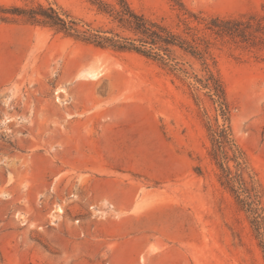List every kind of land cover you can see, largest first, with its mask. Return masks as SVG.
Returning <instances> with one entry per match:
<instances>
[{
	"label": "rangeland",
	"instance_id": "374dc122",
	"mask_svg": "<svg viewBox=\"0 0 264 264\" xmlns=\"http://www.w3.org/2000/svg\"><path fill=\"white\" fill-rule=\"evenodd\" d=\"M126 1L183 27L176 0ZM179 1L206 19L264 15V0ZM38 4L120 32L88 0H0ZM0 16V264H264L209 136L229 126L264 208V45L192 21L211 43L206 64L177 47L159 61ZM207 69L223 84L227 118L196 82ZM55 146L79 160L61 163Z\"/></svg>",
	"mask_w": 264,
	"mask_h": 264
},
{
	"label": "trees",
	"instance_id": "16d2710c",
	"mask_svg": "<svg viewBox=\"0 0 264 264\" xmlns=\"http://www.w3.org/2000/svg\"><path fill=\"white\" fill-rule=\"evenodd\" d=\"M88 1L96 7L98 13L109 17L120 32L94 30L81 20L70 16L62 17L57 9L40 4L34 7L11 9L0 6V11L16 14L30 24L49 27L85 43L101 48L136 52L159 61L168 60L170 49L177 47L198 57L206 64L211 43L207 37L200 35L197 27L189 25L192 21L203 24V28L217 38L228 37L234 43L250 47L264 45V15L239 18L211 16L206 19L185 8L179 0H176L178 10L183 16L181 19L183 27L179 31L162 20L151 19L136 12L126 0H115V3L103 0ZM5 19L6 17L0 16V20ZM122 32L129 35H123ZM196 82L207 90L221 116L227 118V102L220 79L207 69V76L197 79ZM209 130L210 156L220 170V183L235 196L237 202L248 213L255 236L259 239L264 252V208L261 205L260 185L249 173L244 152L233 139L229 126H216Z\"/></svg>",
	"mask_w": 264,
	"mask_h": 264
},
{
	"label": "crops",
	"instance_id": "0c3cea01",
	"mask_svg": "<svg viewBox=\"0 0 264 264\" xmlns=\"http://www.w3.org/2000/svg\"><path fill=\"white\" fill-rule=\"evenodd\" d=\"M102 147L105 148L104 145ZM53 156L56 157L57 160L60 161L61 163L72 161V160H79V159H71L69 153H67V148H64V146H59V147L55 146L53 148ZM103 156H104V154H101V158H99V160H106L107 159V158H105ZM106 156H107V154H106ZM85 160H92V159H90V157H88V158L86 157ZM99 193L101 195L103 194L102 192H99ZM65 213H66V215H68L66 210H63L61 213H58V215H59L60 218H63Z\"/></svg>",
	"mask_w": 264,
	"mask_h": 264
},
{
	"label": "bare ground",
	"instance_id": "6f19581e",
	"mask_svg": "<svg viewBox=\"0 0 264 264\" xmlns=\"http://www.w3.org/2000/svg\"><path fill=\"white\" fill-rule=\"evenodd\" d=\"M91 76H95L96 74L95 73H92V74H90Z\"/></svg>",
	"mask_w": 264,
	"mask_h": 264
}]
</instances>
